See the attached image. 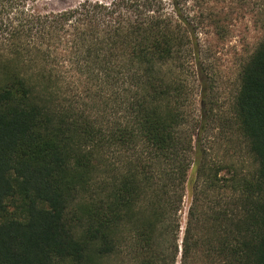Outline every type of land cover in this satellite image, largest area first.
<instances>
[{
	"label": "trees",
	"instance_id": "obj_1",
	"mask_svg": "<svg viewBox=\"0 0 264 264\" xmlns=\"http://www.w3.org/2000/svg\"><path fill=\"white\" fill-rule=\"evenodd\" d=\"M38 1L0 0V264H264V37L233 102L249 168L210 167L200 139L202 36L264 31V0Z\"/></svg>",
	"mask_w": 264,
	"mask_h": 264
},
{
	"label": "rangeland",
	"instance_id": "obj_2",
	"mask_svg": "<svg viewBox=\"0 0 264 264\" xmlns=\"http://www.w3.org/2000/svg\"><path fill=\"white\" fill-rule=\"evenodd\" d=\"M83 1L85 0H39L38 7L48 11H63L73 8ZM217 33L219 35H216L214 31H209L202 36V41L207 50L206 64L213 90L210 101L214 108L210 119L206 121L204 131L200 134L202 149L204 150V163L210 167H216L218 163H221L225 167V171H227L226 169H237L241 172L249 168L250 159L247 154L246 141L236 125L233 102L238 87L240 67L264 37V31H260L255 20L248 15L235 23L230 31H218ZM5 34V32L0 31V56L3 55V57L9 52V49L6 48L8 42ZM3 60L4 58L0 59V61ZM200 87V84L197 85L195 95V109L198 117L201 115ZM62 88L65 94L71 98L73 87L70 85L67 88L64 85ZM80 91L81 89H79ZM80 94V102L82 103L84 96L82 99V92ZM78 105L81 107L80 104ZM87 109L92 112L96 111L91 106ZM199 121L201 120H197L196 124H193L197 130ZM197 130L194 141L197 140ZM188 175L189 184L186 186L181 213L183 226L186 224L191 203V184L197 177V169L192 167Z\"/></svg>",
	"mask_w": 264,
	"mask_h": 264
}]
</instances>
